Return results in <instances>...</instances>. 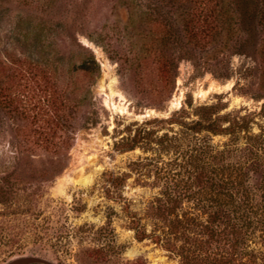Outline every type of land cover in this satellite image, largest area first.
<instances>
[{"label":"rangeland","instance_id":"1","mask_svg":"<svg viewBox=\"0 0 264 264\" xmlns=\"http://www.w3.org/2000/svg\"><path fill=\"white\" fill-rule=\"evenodd\" d=\"M200 105L248 132L143 124L182 106L191 121ZM140 126L162 139L124 150ZM262 139L264 0H0V264H179L128 215L150 232L151 202L203 168L241 189L243 169L217 151ZM248 245L263 248L264 230Z\"/></svg>","mask_w":264,"mask_h":264},{"label":"trees","instance_id":"2","mask_svg":"<svg viewBox=\"0 0 264 264\" xmlns=\"http://www.w3.org/2000/svg\"><path fill=\"white\" fill-rule=\"evenodd\" d=\"M212 13L214 12L207 11L205 20L213 16L214 19L218 18L216 16L219 14ZM191 36L197 38V32H193ZM196 111L197 118L191 121H187L190 112L182 106L168 118H153L143 124L163 122L171 127L180 125L192 133L206 132L211 135L248 132L244 117L240 120L230 119L224 125L225 117L215 115L213 106L200 105L196 107ZM152 136L153 131L140 126L123 143V148L131 150L142 142L153 144L162 139ZM262 141L246 143L242 147L226 145L223 150L217 151L220 156L227 154V158H233L236 165L243 169L241 189L233 191L228 180L217 179L215 173L204 168L196 171L192 176L190 189H173L165 194V198L158 197L151 202L148 214L154 219V227L150 232L139 228V218L135 214L128 215L135 238L138 241L148 238L165 247L178 257L179 264H264V247L248 245V237H251L253 229L264 230V140ZM106 176V181L113 187L121 183L122 178L111 172ZM205 191L216 192L215 196L211 195L209 203L194 197ZM190 197L195 198V202L183 207V198Z\"/></svg>","mask_w":264,"mask_h":264},{"label":"water","instance_id":"3","mask_svg":"<svg viewBox=\"0 0 264 264\" xmlns=\"http://www.w3.org/2000/svg\"><path fill=\"white\" fill-rule=\"evenodd\" d=\"M30 263H48V261L39 256L26 255V256L14 258L6 264H30Z\"/></svg>","mask_w":264,"mask_h":264},{"label":"bare ground","instance_id":"4","mask_svg":"<svg viewBox=\"0 0 264 264\" xmlns=\"http://www.w3.org/2000/svg\"><path fill=\"white\" fill-rule=\"evenodd\" d=\"M113 83H114V78L111 79V81H110V83H109L110 95H113V94H116V93H117V91L115 90V88H114V86H113ZM225 85H226V86H230L231 83L228 82V83L225 84ZM110 95H108V96L110 97ZM119 96H120V99H123V100H124V98H123V96H122L121 94H119ZM106 102L109 103V104H112V106L115 107V103H114V102H111L110 100H106ZM179 105H180V102H179ZM81 182H83V181H81Z\"/></svg>","mask_w":264,"mask_h":264}]
</instances>
